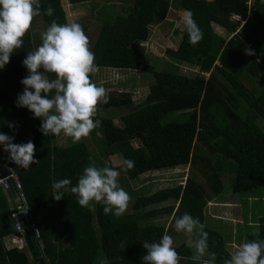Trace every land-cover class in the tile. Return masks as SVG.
Wrapping results in <instances>:
<instances>
[{"label":"trees","instance_id":"1","mask_svg":"<svg viewBox=\"0 0 264 264\" xmlns=\"http://www.w3.org/2000/svg\"><path fill=\"white\" fill-rule=\"evenodd\" d=\"M70 1L78 4L90 0ZM117 1L127 13L112 20L108 16L100 25L91 50L95 54L94 63L97 68L113 70L141 67L154 80L141 107L133 105L129 92H109L108 102L98 105L95 119L101 121L98 128L106 142V155L118 154L124 160L135 162L131 170L125 171L123 166L125 187H130L128 180H137L148 172L190 166L219 195L223 190L220 176L226 164L235 171L232 193L264 192V0H253L251 7L246 0H183V8L193 14L203 39L191 44L183 27L177 49L166 50L168 61L160 70L143 63V51L138 43L147 39L149 25L156 19H165L168 1ZM40 4L41 15L36 20L47 27L53 20L68 23L61 0H40ZM49 5L54 9L51 17L44 14ZM234 16H239V20ZM212 25L231 37L219 39ZM41 43L29 29L23 37V46L0 69V133L14 137L16 144L32 136L34 158L40 161L27 169L14 166L32 217L40 221L43 247L34 245L37 258L43 259V264H100L101 261L103 264H143L142 257L147 250L142 244L158 242L168 233L163 226L151 223L153 218L174 214L172 219H175L188 213L204 224V212L200 209L203 187L190 179L184 186L162 189L149 197L133 196L130 190L132 213L120 217L106 215L102 204L93 202L90 207H81L70 192L60 201L52 198L53 182L70 179L75 185L83 169L95 160L89 145L83 142L51 145L55 136L45 137L41 133V120L34 118L27 108L17 107V97L24 88L21 80L28 75L23 60L27 52ZM247 47L255 55H246ZM183 64L207 74V79L180 74L179 67ZM215 64L227 72L225 81L213 71ZM244 72L248 78H262L258 95L242 83ZM90 78L93 79L92 73ZM238 92L245 100L244 117L239 114ZM104 110L121 111L124 126L117 127L112 117L101 116ZM219 112L225 115V123H217L215 115ZM10 124L14 127L10 128ZM133 142L140 145L134 147ZM10 162L9 154L0 146V163ZM10 196L13 197L12 193ZM168 201L177 202V207L173 204L147 210ZM244 230L247 241L264 240V215L261 214L255 227ZM205 231L209 255L212 257L215 253L214 264H223L231 255L223 236L206 225ZM14 234L11 211L2 193L0 264H40L28 250L21 251L11 243ZM122 243L124 249L120 247ZM174 247L181 257L179 264H199L187 242Z\"/></svg>","mask_w":264,"mask_h":264},{"label":"clouds","instance_id":"2","mask_svg":"<svg viewBox=\"0 0 264 264\" xmlns=\"http://www.w3.org/2000/svg\"><path fill=\"white\" fill-rule=\"evenodd\" d=\"M53 13L51 5L44 10L49 17ZM40 15V0H0V69L23 46V37L34 18ZM182 19L189 42L193 45L199 43L204 34L191 11H185ZM41 40L42 43L35 50L27 52L23 60L28 75L21 80L24 88L17 97V107L27 108L34 118L41 120L40 131L45 137L62 133L77 143L100 127L101 121L95 119L98 105L108 102L107 89L90 78V74L98 70L94 63L95 54L91 51L83 26L76 22L60 24L53 20L41 33ZM245 54L253 56L255 51L247 47ZM9 127L14 125L10 124ZM13 139L0 133V146L14 164L27 169L40 162L34 158L35 145L32 141L16 144ZM123 166L125 171L131 170L135 162L126 159ZM119 176L120 171L115 168L108 165L98 167L93 162L83 169L75 185L70 179L53 182L52 198L60 201L65 193L70 192L81 207H90L93 202L102 204L106 215L111 213L120 217L127 211L131 196L121 187ZM24 225L27 227L25 222ZM174 227L176 232L194 237V259L202 260V264H214L215 253L211 254L212 259H202L209 245L205 225L199 219L184 213L175 218ZM13 238L11 243L18 248ZM34 245L35 241H30L23 250H28L35 262L39 263ZM173 245L174 240L167 233L158 242L145 241L142 247L147 254L142 257L143 264H179L181 257ZM120 247L124 249L125 245L122 243ZM223 264H264V240L240 243Z\"/></svg>","mask_w":264,"mask_h":264},{"label":"rangeland","instance_id":"3","mask_svg":"<svg viewBox=\"0 0 264 264\" xmlns=\"http://www.w3.org/2000/svg\"><path fill=\"white\" fill-rule=\"evenodd\" d=\"M117 0H90L86 3L73 4L70 0H61V6L65 11L68 23L76 22L83 26L85 34L90 41V48L92 50L95 39L97 38L100 25L106 17L112 20L118 15H125L127 12ZM169 4V10L165 19H156L151 25L148 26V36L143 42H139L138 45L143 51V63L147 64L154 69L160 70L168 61L166 55L167 49L176 50L180 42L181 33L184 27L183 14L185 11L182 4L183 0H167ZM39 19L33 20L31 25V34L36 40H41V33L44 32L47 26ZM45 25V26H44ZM214 32L218 35L219 39L228 40L231 35L221 30L216 25H212ZM98 70L92 73V81L97 85H103L107 89V93H119L129 92L132 95L133 105L138 108L144 103L145 97L149 92V86L154 82L150 74H146L142 71L141 67L135 70H113L105 68H97ZM213 71L217 73V76L225 81L227 72L222 69L219 64H215ZM179 73L186 76H193L196 78L207 79V74H202L197 71L195 67L188 64H183L179 67ZM246 72L241 76L242 83L246 88L254 95L259 94L262 78H248ZM246 79H245V77ZM235 93V92H234ZM236 95V93H235ZM237 98L241 103V109L239 114L244 117L246 112V105L244 98L238 92ZM120 111L104 110L101 116L112 117L114 124L117 127H123L124 124L121 121ZM217 123H225V115L221 112L215 115ZM99 133V135H97ZM51 141V145L67 146L73 145L72 139L64 136L62 133L54 137ZM32 140V136H26L23 139L24 143ZM80 143L83 142L89 145L95 160L96 166L102 167L105 165L111 166L120 171L119 183L128 193L131 190L133 196L149 197L157 191L162 189L171 188L179 184L186 185L188 179L194 181L196 185L203 187V200L200 209L204 212V224L218 231L224 238L225 248L231 254L238 245L243 242H247L244 228L257 225L258 219L261 218V214L264 215V192L253 191L250 194H234L231 191V182L234 179V169L229 165H224L220 176L222 181V192L216 195L212 189L209 188L206 181L197 173L193 167L180 166L171 170H161L148 172L138 177L137 180L130 181L128 183L130 187L126 188L124 183L123 174V157L121 155H106V142L103 138L102 131L97 128L93 130L87 138H82ZM77 142V143H79ZM138 142H133L134 147H138ZM230 181V182H229ZM4 194L6 202L9 205V193L4 191L0 185V194ZM131 196V195H130ZM133 197L131 196V200ZM130 200V201H131ZM95 204V203H94ZM175 205L177 202L168 201L165 203L156 204L148 207L147 210L164 207L168 205ZM130 202L127 211L123 215H129L132 213L130 210ZM115 216V215H114ZM174 214L161 215L151 220V223L160 225L165 228L170 236L174 240L173 246H179L182 242H187L188 246L195 251L193 246L194 237H189L183 233L175 231L174 220L172 219ZM177 216H181L177 215ZM176 218V217H175ZM254 219V220H253ZM173 222L171 223V221ZM202 259H212L207 252ZM199 264H202V260H196ZM100 264H103L102 261Z\"/></svg>","mask_w":264,"mask_h":264},{"label":"built area","instance_id":"4","mask_svg":"<svg viewBox=\"0 0 264 264\" xmlns=\"http://www.w3.org/2000/svg\"><path fill=\"white\" fill-rule=\"evenodd\" d=\"M253 0H246V4L251 7ZM239 16H234V19L239 20ZM0 185L4 191L9 192V205L11 211V220L15 229L13 241L19 249L23 250L28 247L30 241L40 244L43 247L39 229V218H33L28 199L22 192V186L14 169L9 170V175L2 178L0 176ZM25 218L27 227H25L23 219Z\"/></svg>","mask_w":264,"mask_h":264},{"label":"water","instance_id":"5","mask_svg":"<svg viewBox=\"0 0 264 264\" xmlns=\"http://www.w3.org/2000/svg\"><path fill=\"white\" fill-rule=\"evenodd\" d=\"M15 165L16 164H14L13 162L8 163L7 165L0 164V175H1V177L4 178V177L8 176L9 175V169L8 168H14ZM23 221L25 222V224H27L25 218H23ZM35 257L37 258L38 255L35 254ZM39 263L43 264L44 263L43 259L39 260Z\"/></svg>","mask_w":264,"mask_h":264},{"label":"crops","instance_id":"6","mask_svg":"<svg viewBox=\"0 0 264 264\" xmlns=\"http://www.w3.org/2000/svg\"><path fill=\"white\" fill-rule=\"evenodd\" d=\"M10 208V207H9Z\"/></svg>","mask_w":264,"mask_h":264}]
</instances>
